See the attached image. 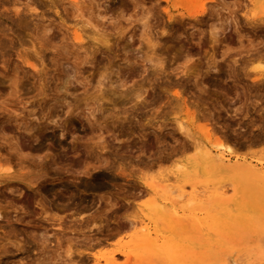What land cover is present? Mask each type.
Returning <instances> with one entry per match:
<instances>
[{
    "label": "rangeland",
    "instance_id": "374dc122",
    "mask_svg": "<svg viewBox=\"0 0 264 264\" xmlns=\"http://www.w3.org/2000/svg\"><path fill=\"white\" fill-rule=\"evenodd\" d=\"M52 1L0 0V264L263 262L264 183L200 151L264 166V0Z\"/></svg>",
    "mask_w": 264,
    "mask_h": 264
},
{
    "label": "bare ground",
    "instance_id": "6f19581e",
    "mask_svg": "<svg viewBox=\"0 0 264 264\" xmlns=\"http://www.w3.org/2000/svg\"><path fill=\"white\" fill-rule=\"evenodd\" d=\"M54 1V0H53ZM51 2V3H54L55 4V1L54 2ZM36 3H41V1H35ZM77 2V1H76ZM35 3V4H36ZM41 4H43V3H41ZM53 5V4H52ZM54 6V5H53ZM14 11L16 12V13H19V11H20V9H19V7L18 6H16V5H14ZM200 12V11H199ZM201 13V12H200ZM94 34V33H93ZM73 38L76 40V41H78V42H81L83 39V36L79 33V32H74V34H73ZM93 40H97L96 38H94ZM96 42V41H95ZM33 66V65H32ZM34 67V66H33ZM216 70H217V68H216ZM235 116V115H234ZM179 127L180 128H182V125L180 124L179 125ZM182 133H184V132H182ZM186 133V132H185ZM184 133V134H185ZM189 135V134H188ZM197 150V149H196ZM200 155H201V159H202V168H204V174H209L210 172H212V170L214 169V170H219L220 172L222 171L223 173L224 172H226V171H228V172H235V177H240V178H245L246 180H248V181H259V182H263L264 183V166L263 165H261V166H258V164L257 163H251V162H245V161H243L242 163H236V162H234V163H230L229 162V158L228 157H225L223 154H220V153H217L215 150H213V148L212 147H205V148H203L201 151H200ZM196 167V166H195ZM10 168L11 167H8L7 166V169L5 168V171H9L10 170ZM193 168V167H192ZM194 169V168H193ZM120 170H122V169H120ZM183 170H185V168L183 169ZM192 170V169H191ZM190 170V172L189 173H191L192 175H193V172ZM7 171V172H8ZM9 173V172H8ZM7 173V175L8 176H6V177H13L12 176V174L11 175H9ZM122 173V172H121ZM201 173V172H200ZM203 173V172H202ZM215 173V172H214ZM125 174V173H124ZM179 174H181V173H179ZM5 175V174H4ZM187 175V174H186ZM180 176V175H179ZM202 176H204V175H202ZM222 176V175H221ZM9 177V178H10ZM207 178H208V175L206 176ZM211 177H213V175L211 176ZM8 178V179H9ZM14 178V177H13ZM191 178H193V177H191ZM204 177H202V179H203ZM226 178V177H225ZM174 179H175V181H174V183L173 184H169V185H162V186H160V190H163V192H164V189H170L169 190V192L168 193H166V195L164 196V197H169V194L170 193H172L173 191H177L178 192V197H180L181 199L182 198H185L186 196H188V199H194V200H196V199H198V198H200V196L202 195L201 194V192L200 191H198L197 189H196V186H195V184L194 183H191V190L188 192V193H185L184 192V186H183V183L185 182H183V183H181V180H179V178H178V173H176L175 175H174ZM204 179H206V178H204ZM212 179V178H211ZM227 179V178H226ZM21 180V179H20ZM100 180V179H99ZM23 181H25L24 179H23ZM94 181V180H93ZM91 181L92 183H84V186L85 187H87V188H100V187H103V186H101L102 184H101V182H99V181ZM208 181V180H207ZM232 181V180H231ZM28 183V186H31L30 185V182H27ZM216 183H218L217 181H216ZM155 184V183H154ZM154 184H148V187H149V189H150V191L151 192H153V193H157L158 191H159V189H157L156 187L157 186H155V185H160V183H156L155 185ZM188 184H189V182H188ZM214 186H215V184H213ZM33 186V185H32ZM159 187V186H158ZM173 187V189H171ZM206 187V186H205ZM204 187V188H205ZM212 187V186H211ZM211 187H208V188H210V190H211ZM8 188H10L9 186H8ZM39 188V187H38ZM36 189V191L38 192V196H40V197H42V196H45V195H42V192H40V189ZM43 188V187H42ZM207 188V189H208ZM11 189V188H10ZM45 189V188H44ZM148 189V190H149ZM16 190V189H15ZM42 190V189H41ZM209 190V189H208ZM11 191V190H10ZM44 191V190H43ZM50 191V190H49ZM207 191V190H206ZM13 192V191H12ZM16 192V191H15ZM215 192V191H214ZM213 192V193H214ZM57 193V192H56ZM165 193V192H164ZM213 193H212V195H213ZM219 193H222V191L221 192H219ZM218 192H216V195L217 194H219ZM36 194V193H35ZM45 194V193H44ZM213 196H215V195H213ZM218 196V195H217ZM28 197V196H27ZM30 197H32L31 195H30ZM210 197H211V195H210ZM219 197H221V196H219ZM223 197V196H222ZM206 198V197H205ZM204 198V199H205ZM41 199V198H40ZM44 199V198H43ZM207 199H208V197H207ZM220 199V198H219ZM218 199V201H221V200H219ZM27 200V199H26ZM200 200V199H199ZM39 202V207H41V209H42V213L44 214H47V211H46V208L48 207H46L44 204H46V203H44L45 202V199H44V202L43 201H41V200H38ZM213 201H214V199H213ZM213 201H211V202H213ZM29 202V201H28ZM27 202V203H28ZM190 203H191V201H189ZM37 203V202H36ZM37 203V204H38ZM190 203H187V205L188 204H190ZM209 203V202H208ZM193 204V203H192ZM213 206V205H212ZM59 207V206H58ZM62 207H64V206H62ZM215 207V206H214ZM57 208V207H56ZM60 208V207H59ZM66 208V207H65ZM24 209H25V207H24ZM202 209V208H201ZM213 209V208H212ZM58 210V209H57ZM25 212V211H24ZM73 212V211H72ZM73 214V213H72ZM41 215V214H40ZM56 215V214H55ZM80 215V214H79ZM44 216V215H43ZM46 216V215H45ZM55 217V216H54ZM61 217V216H60ZM45 218V217H44ZM50 218V217H49ZM53 218V217H52ZM46 219H48V218H46ZM49 220V219H48ZM50 220H52V219H50ZM58 220H59V218H58ZM73 220V219H72ZM86 222H88V221H86ZM60 223V222H59ZM62 223V222H61ZM61 224H58L57 223V228H60V227H62V225L60 226ZM61 229V228H60ZM8 234V236H9V233H7ZM85 244V243H84ZM91 244V243H90ZM93 244V243H92ZM89 245V244H88ZM189 246H190V244H189ZM192 246V245H191ZM221 246V245H220ZM86 247V249L87 248H89L90 247V245H89V247L88 246H85ZM92 247V246H91ZM16 248H18V247H16ZM193 248V247H192ZM195 248V247H194ZM175 250V248H171V250ZM83 250V249H82ZM81 250V251H82ZM85 250V249H84ZM76 251V250H75ZM81 251H79L80 253H83V252H81ZM73 254V253H72ZM71 254V255H72ZM77 254V253H76ZM79 254V253H78ZM84 255V254H83ZM40 257V256H39ZM67 257H68V255H67ZM79 257V256H78ZM80 257H81V255H80ZM86 257V256H85ZM84 257V258H85ZM36 258H38V257H36ZM88 258V257H87ZM43 258H41V260H42ZM79 259V258H78ZM83 259V258H82ZM81 259V260H82ZM255 259V258H254ZM38 260V259H37ZM72 260V259H71ZM80 260V259H79ZM79 260H78V263H79ZM39 261V260H38ZM66 261V260H65ZM67 261H69V260H67ZM72 261H75V260H72ZM71 261V262H72ZM77 261V260H76ZM75 261V262H76ZM83 261V260H82ZM81 261V262H82ZM40 262V261H39ZM43 262V261H42ZM256 262V261H255ZM61 263V262H60ZM73 264H75L74 262H72ZM233 263V262H232ZM256 263H258V264H264V261L262 262V261H260V260H257V262ZM37 264V263H36ZM43 264V263H42ZM65 264H67V263H65ZM82 264V263H81ZM238 264V263H237ZM255 264V263H254Z\"/></svg>",
    "mask_w": 264,
    "mask_h": 264
}]
</instances>
